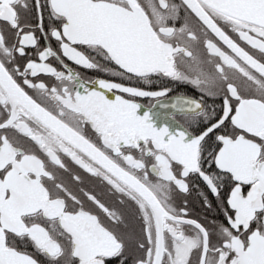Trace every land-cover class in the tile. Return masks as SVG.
<instances>
[{"label": "snow or ice", "instance_id": "snow-or-ice-1", "mask_svg": "<svg viewBox=\"0 0 264 264\" xmlns=\"http://www.w3.org/2000/svg\"><path fill=\"white\" fill-rule=\"evenodd\" d=\"M113 262L264 264V0H0V264Z\"/></svg>", "mask_w": 264, "mask_h": 264}, {"label": "flooded vegetation", "instance_id": "flooded-vegetation-1", "mask_svg": "<svg viewBox=\"0 0 264 264\" xmlns=\"http://www.w3.org/2000/svg\"><path fill=\"white\" fill-rule=\"evenodd\" d=\"M83 71V70H82ZM88 76H95L96 74L95 73H92V72H87L86 73ZM170 86H172V87H175V85H170ZM152 89L153 90H158V85H153L152 86ZM181 90H183V89H181ZM140 103H144V104H146L147 103V101H145V100H141V101H139ZM189 201H190V204L195 208V209H199V202L196 200V193H195V191H193V193H192V195L189 197ZM197 214V212L196 211H194L193 212V215H196ZM113 264H115V262H113Z\"/></svg>", "mask_w": 264, "mask_h": 264}]
</instances>
